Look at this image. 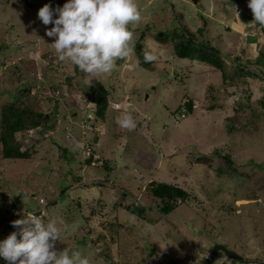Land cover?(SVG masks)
I'll list each match as a JSON object with an SVG mask.
<instances>
[{"label":"rangeland","instance_id":"374dc122","mask_svg":"<svg viewBox=\"0 0 264 264\" xmlns=\"http://www.w3.org/2000/svg\"><path fill=\"white\" fill-rule=\"evenodd\" d=\"M65 2L0 0V111L15 98L51 116L39 130L16 135L28 158L4 159L0 144V240L19 230L13 221L33 213L57 221L56 251L79 250L90 264H219L222 252L212 262L199 254L219 242L246 261L261 257L264 62H252L264 53V25L254 22L248 0H136L141 19L129 25L133 51L100 74L61 61L55 37L46 35L53 25H44L38 10ZM169 30L208 38L222 53L226 77L175 57L171 40L156 39ZM140 39L158 56L152 65L139 59ZM99 81L111 92L109 102L130 99L127 109L110 103L100 122L104 138L103 126L88 122L95 110L88 94ZM193 101L182 117V106ZM125 111L137 121L131 130L117 123ZM92 150L96 164L87 163ZM99 152L111 161L105 171ZM108 177L111 184L94 183ZM152 181L180 187L189 199L165 216ZM142 204L146 220L124 209Z\"/></svg>","mask_w":264,"mask_h":264},{"label":"clouds","instance_id":"9594fccd","mask_svg":"<svg viewBox=\"0 0 264 264\" xmlns=\"http://www.w3.org/2000/svg\"><path fill=\"white\" fill-rule=\"evenodd\" d=\"M248 7L254 22L264 25V0H248ZM38 18L44 25H53L46 29V35L55 37L51 45L61 61L68 60L85 73L100 74L112 71L117 59L126 58L133 51L129 46L133 38L129 25L141 19V11L136 0H66L62 7L55 9L45 4L38 10ZM157 59L154 52H143L145 63ZM125 102L114 103L121 105L119 109L109 105L120 110L126 106ZM186 113V106H182V117ZM88 122L96 125L94 113ZM117 123L129 130L136 126L130 111H125ZM12 223L19 230L0 240V257L9 264H90L89 258L79 250H55V242L61 240L56 220L44 222L41 215L31 213ZM213 248L211 253L204 252L211 261L222 252L214 254ZM224 256L218 257L219 264H223ZM253 261L257 264L251 259L246 262Z\"/></svg>","mask_w":264,"mask_h":264},{"label":"trees","instance_id":"16d2710c","mask_svg":"<svg viewBox=\"0 0 264 264\" xmlns=\"http://www.w3.org/2000/svg\"><path fill=\"white\" fill-rule=\"evenodd\" d=\"M204 31H205L204 28L200 30L199 35L205 36V34H203ZM197 34L198 33L193 34L183 30L181 32L179 30H176L175 32L173 30H169V31L159 32V34L157 33L156 39L160 43H163V41L171 40L175 57L183 60H190V61L206 64L212 67L213 69L222 72L223 76L226 77L225 66L220 49L213 46L208 38H201L202 40H199ZM135 48L140 61L144 65H152V62L145 63L143 60V52L146 49L144 47V44L141 42V39L136 44ZM3 50L5 51V53H7L8 51L6 47H4ZM28 52L31 53V48L25 50L24 53L28 54ZM34 53L35 52H33L30 56H32ZM263 62H264V53H261L254 60V62H252V64L258 66ZM110 96H111V92L107 88H105V85L101 81H99V88L95 89V92H93L92 94H88V99H87L88 103H93L95 106L94 117L96 124L98 123L97 125H99V122H101V120L104 121L105 119V115L109 108ZM185 106L187 110L191 112L194 107V101L186 103ZM84 111H86L87 113L86 118H88V115L92 113V111L88 110V108L84 109ZM50 119H51L50 115H44L42 113H38L37 111L33 110L31 107L25 105L24 101L21 102L20 100L15 98L10 103L3 105L0 111V144L2 146L4 159L28 158V154L24 152L21 149V147L18 145L16 140V135L20 132H27L30 130H37V129L39 130V128L46 126L44 125L45 122L49 121ZM48 127H52V125ZM46 129L47 127H45V130ZM40 134L42 133L40 132ZM96 140L97 138L95 139V141ZM96 153L97 151L94 152L92 150V152L88 154L90 155V157L88 158L87 163L94 164L95 158L93 156H95L94 154ZM69 155H70V151L65 150L64 158L67 159L68 161L71 160V157ZM72 155L75 154L72 153ZM229 159L230 158H228V160ZM198 160L199 162L206 161V159L200 160V158H198ZM110 162L111 161L106 162V165L103 167L105 170L109 168V166L107 165L110 164ZM204 163L206 164L207 162ZM151 187H152L151 192L153 196L161 201L160 211L165 216L175 212L176 208L180 206L182 203L186 202L190 196L186 190L166 183H152ZM125 209L127 212H130V214L138 217L139 219L145 220L147 217L148 211L147 208L143 206V204L142 206L128 205L125 207ZM12 215H15V213L12 212ZM15 217L18 218V216ZM244 258L243 261H239V262L231 261V264H251L249 262H246ZM261 258H263V256L258 257V259H255L256 261H258L257 264H260L259 260ZM207 261L212 262L213 260L212 261L207 260ZM224 264H226V262Z\"/></svg>","mask_w":264,"mask_h":264},{"label":"crops","instance_id":"0c3cea01","mask_svg":"<svg viewBox=\"0 0 264 264\" xmlns=\"http://www.w3.org/2000/svg\"><path fill=\"white\" fill-rule=\"evenodd\" d=\"M256 59V58H255ZM259 66V65H258ZM126 101V102H125ZM130 99H129V96H127V98L125 99V100H123V102H125V105H130ZM109 103H111V105L112 104H114V103H122V102H118V101H111V102H109ZM134 120H135V118H134ZM135 122H137L136 120H135ZM103 126V125H102ZM103 128H104V136H103V138L104 137H107V134H108V131L106 130V128L103 126ZM117 133V132H116ZM118 136V135H117ZM116 136V137H117ZM118 139H120L121 140V136H119L118 137ZM122 145V144H121ZM124 147V146H123ZM97 154V153H96ZM98 155H99V159H98V162L99 163H101V165H103V164H106V162H109L110 160L109 159H106L103 155H102V153L101 152H99L98 153ZM97 161V160H96ZM103 170V169H102ZM96 180H98V181H101V180H99V179H96ZM103 182H108V183H110L111 184V182H112V180L110 179V177H108V180L107 181H103ZM103 187H106V186H103ZM263 248H264V246H263ZM260 256H264V250L262 251V254L260 253Z\"/></svg>","mask_w":264,"mask_h":264},{"label":"water","instance_id":"95a60500","mask_svg":"<svg viewBox=\"0 0 264 264\" xmlns=\"http://www.w3.org/2000/svg\"><path fill=\"white\" fill-rule=\"evenodd\" d=\"M219 251H222L227 257L228 259L231 260H237V261H243V257L238 255L237 253L229 250L225 245L223 244H216L213 248V253L217 254Z\"/></svg>","mask_w":264,"mask_h":264},{"label":"bare ground","instance_id":"6f19581e","mask_svg":"<svg viewBox=\"0 0 264 264\" xmlns=\"http://www.w3.org/2000/svg\"><path fill=\"white\" fill-rule=\"evenodd\" d=\"M91 104H93V103H91ZM185 106V105H184ZM183 106V107H184ZM127 107H129V105L127 106L126 105V109H127ZM146 118H148V117H146ZM98 124V123H97ZM96 124V125H97ZM97 126H100V127H102V124L99 122V125H97ZM90 156V155H89ZM94 164H96V163H94ZM107 170V169H106ZM104 171H105V169H104ZM99 180H101V179H99ZM103 181H107V180H105V179H103ZM103 181H98V180H96V181H94V183H96V184H101V185H106V184H108V182H103ZM150 183H153V181L152 182H150ZM125 209V208H124ZM126 210V209H125ZM228 248V247H227ZM199 254H201V256H203V258H205V259H207V260H210V259H208V258H206V254L204 253V252H200ZM239 255V254H238ZM211 261V260H210ZM231 261H234V262H239V261H237V260H231V259H228V257L225 255L224 256V262H223V264L226 262V264H231Z\"/></svg>","mask_w":264,"mask_h":264},{"label":"built area","instance_id":"2783aa9c","mask_svg":"<svg viewBox=\"0 0 264 264\" xmlns=\"http://www.w3.org/2000/svg\"><path fill=\"white\" fill-rule=\"evenodd\" d=\"M117 105H119L118 108H117ZM113 107H114L115 109H119V108H121V105H120V104H113Z\"/></svg>","mask_w":264,"mask_h":264}]
</instances>
